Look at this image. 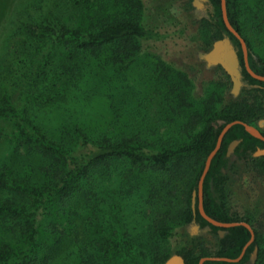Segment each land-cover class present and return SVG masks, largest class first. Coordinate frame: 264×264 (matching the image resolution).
Wrapping results in <instances>:
<instances>
[{"label": "trees", "instance_id": "trees-1", "mask_svg": "<svg viewBox=\"0 0 264 264\" xmlns=\"http://www.w3.org/2000/svg\"><path fill=\"white\" fill-rule=\"evenodd\" d=\"M226 1L251 68L264 75V0ZM210 2L206 45L227 34L242 57L221 0ZM146 7L145 0H32L14 11L0 51V264H164L177 227L194 219L209 225L198 199L196 217L192 207L206 160L227 123L253 125L264 103L257 96V105L225 104L227 80L199 92L182 51L172 50L181 27L171 31L168 2L154 5L164 14L159 27L147 26ZM235 139H242L237 155L264 172V157L253 156L264 142L235 124L205 177L204 209L218 221L252 225L226 201L224 156ZM254 233L242 261L204 264H243L256 247L255 264H264V237ZM251 236L231 228L214 255L238 257ZM176 251L186 264L214 256L196 236Z\"/></svg>", "mask_w": 264, "mask_h": 264}, {"label": "rangeland", "instance_id": "rangeland-1", "mask_svg": "<svg viewBox=\"0 0 264 264\" xmlns=\"http://www.w3.org/2000/svg\"><path fill=\"white\" fill-rule=\"evenodd\" d=\"M30 1L32 2V0H0V51L5 38L4 35L7 34V30L11 26L12 21L10 20L14 18L12 16L14 11L17 8H23L25 5L29 4ZM145 1L147 5L145 8V14L148 21L147 26L150 28L161 26L162 22L158 19L164 17V14H162L161 11L157 10L156 12L154 5L163 1L167 6L168 2V6L171 9L174 18L173 20L175 22L174 27H171V31H175L179 27L182 29H180V37H176V47L172 50L182 51L181 54H179L181 59L180 64L188 73H190L191 77L195 79L197 90L199 92L203 89V84L208 81L227 80V76L222 68L215 67L207 69L199 58L200 53L208 51L211 48V46L206 45V38L201 29L202 20L204 18H210L213 15L208 5L198 11L197 9L194 10L188 7V0ZM164 28L169 27H162L161 30L163 31ZM173 44L171 43V47L174 46ZM242 89H244V91H241L238 97L234 98L232 97L229 87H227L226 92H224L225 103L227 104L245 98L253 102V97L249 96L248 92L250 89L245 87V85ZM256 95L259 97V100L264 102L261 93H256ZM3 151L4 147L0 146L1 161V158L4 157ZM229 163L231 165L234 164V167L229 170L232 177H230L226 193L227 205L233 214L239 217L251 218L254 227L261 234V237H264V172L254 168L251 163L248 164L239 160V158H235ZM26 171L31 173L29 167L26 168ZM187 232L188 234L191 232L187 225H180L175 229V235L170 239L168 244L169 250L171 251L170 254L176 251V249L185 242L186 237L184 233ZM196 235H198L196 237L198 241L206 245L209 249L211 248V251L214 252L217 249L219 240L218 235H215L214 233L212 234L211 232L204 234L201 231Z\"/></svg>", "mask_w": 264, "mask_h": 264}, {"label": "water", "instance_id": "water-1", "mask_svg": "<svg viewBox=\"0 0 264 264\" xmlns=\"http://www.w3.org/2000/svg\"><path fill=\"white\" fill-rule=\"evenodd\" d=\"M192 5H193V9L194 10L197 9L198 11L202 10L203 8H205V6L208 5V7H210L212 13H214V7L211 4L210 0H193ZM221 5H222L223 20H224L228 30L231 33H233L241 42V45H242V48H243V51L245 54V64H246V68H247L248 72L253 77L264 81V76H261V75L255 73L249 65L248 48L246 45V41L244 40V38L240 35V33L233 27V25L229 21L228 13H227V1L221 0ZM199 58L204 63V65L206 66L207 69H212L218 65L222 66L223 69L226 71V73L230 76V79L232 82V89L230 91L232 94V97H234V98L238 97V95L242 91V87L245 84L244 75H243V67L240 64V59H239V55L237 52V47L235 46V44L233 43V41L231 40L229 35L224 34L222 38L216 39L212 43L211 48L208 51L200 53ZM219 122L223 123L224 121L220 120ZM263 122H264V120H261L259 128L263 127ZM235 124H243L245 126L246 130L251 135L264 140V136L262 135L260 130L257 127H255L249 123H246V122L240 121V120H236V121H232L230 123H227L224 126L222 132L220 133V135L218 137V141H217V145H216L215 149L210 153V155L208 156V158L206 160L204 171H203L201 178L199 180L198 190H194V192H193L192 207H193L194 213L196 214V203H197V199H198V209H199L200 214L205 219H207L209 222H211L217 226L230 227V226L244 224L245 226H247L252 231V238H251L250 242L248 243V245H249L254 240V237H255V233L249 224H247L245 222H242V223H239V222H234V223L219 222V221L213 219L212 217H210L206 213V211L204 209V205H203V201H204L203 187H204L205 177L209 172V169H210V166H211V163H212L214 156L216 155V153L218 152V150L220 149V147L222 145V141H223V137H224L225 133L227 131H229L230 128L232 126H234ZM241 140L242 139H237V140H234L231 142L229 149H228L230 153H232L234 151V148L241 142ZM253 156L255 158L264 157V148L258 147L256 149V151L253 153ZM187 227L189 228V230L191 232H190V234H188V232L184 233L185 237H187V236L195 237V235L199 231H201L204 234L211 232V229L209 226L202 228L201 225L199 223H197L195 220H193L190 224H188ZM224 234H225V232L221 230L220 236H223ZM197 236L198 235H196V237ZM257 258H258V247H256L254 249V252L251 255L250 264H255L257 261ZM207 259L208 258L201 259L200 264H204V262ZM211 259H217V258H211ZM223 259L225 260V258H223ZM227 260L231 261V259H228V258H227ZM164 264H186V263H185L184 257L182 255H180L179 253H177V251H174L170 255V257L165 261Z\"/></svg>", "mask_w": 264, "mask_h": 264}, {"label": "flooded vegetation", "instance_id": "flooded-vegetation-1", "mask_svg": "<svg viewBox=\"0 0 264 264\" xmlns=\"http://www.w3.org/2000/svg\"><path fill=\"white\" fill-rule=\"evenodd\" d=\"M190 2V0H188V3ZM191 2H193V0H191ZM214 42V41H213ZM238 48H237V52H238ZM242 52H243V55H242V57H240L239 56V59H240V64H241V66H244L245 67V69L247 70V68H246V64H245V54H244V51H243V48H242ZM239 55V54H238ZM248 56H249V52H248ZM243 64V65H242ZM249 65H250V63H249ZM250 67H251V65H250ZM215 68V67H214ZM216 68H222L223 69V67L222 66H220V65H218V66H216ZM224 70V69H223ZM253 70V69H252ZM254 71V70H253ZM224 72H225V74H226V76H227V82L228 83H230V84H228L227 85V87H229V90L231 91V89H232V82H231V79H230V76L226 73V71L224 70ZM247 72H248V70H247ZM255 72V71H254ZM249 73V72H248ZM255 73H257V72H255ZM250 74V73H249ZM257 74H259V73H257ZM244 75V74H243ZM259 75H261V74H259ZM252 76V75H251ZM261 76H264V75H261ZM253 77V76H252ZM253 78H255V77H253ZM255 79H257V78H255ZM257 80H259V81H262V80H260V79H257ZM244 82H245V87H248L249 89H250V91H248L249 92V96H252L253 97V102L252 101H249L250 103H253L254 105H257L258 104V98H257V95H256V93H261V96H262V98H263V100H264V86H262L261 84H259V83H251V82H249V80H247L245 77H244ZM262 82H264V81H262ZM259 89H262L261 91H258ZM242 91H243V89H242ZM241 93V92H240ZM237 101V100H236ZM233 102H235V101H233ZM230 103V102H229ZM264 103V102H263ZM226 104V103H225ZM228 104V103H227ZM261 120H264V118L261 116V117H257V118H254L253 119V121H254V123H253V126H255V127H257L259 130H260V132L262 133V128L264 127V122H263V127L262 128H259V125H260V123H261ZM236 121V120H235ZM240 121H242V120H240ZM247 123V122H246ZM243 125V124H242ZM244 126V125H243ZM245 127V126H244ZM246 129V128H245ZM247 131V130H246ZM228 132V131H227ZM226 132V133H227ZM225 133V134H226ZM262 135H263V133H262ZM225 136V135H224ZM264 136V135H263ZM255 137V136H254ZM258 139H260V138H258ZM235 140H237V139H235ZM260 140H262V139H260ZM234 141V140H233ZM242 141V140H241ZM263 142H264V140H262ZM232 142V141H231ZM231 142L228 144V146H227V150H226V153H225V156H224V159H225V161H226V163H227V169H224V174L225 175H227V176H229V177H232L231 176V172H229V170L230 169H232L233 167H234V164H230L229 162L231 161V160H233V159H238L239 158V160H242V161H244L242 158H240L237 154H238V146L240 145V143L234 148V151L232 152V153H230L229 152V146H230V144H231ZM258 147H256L255 148V150H254V152L256 151V149H257ZM262 148V147H261ZM250 150H248V151H244V153L247 155L248 154V152H249ZM253 152V153H254ZM230 179V178H229ZM203 198H204V196H203ZM203 205H204V201H203ZM194 212V211H193ZM231 214L234 216L235 214H233L232 212H231ZM194 215H195V217H196V214L194 213ZM235 216H237V215H235ZM203 217V216H202ZM204 218V217H203ZM205 219V218H204ZM214 219V218H213ZM195 221H196V219H194ZM207 220V219H206ZM216 220V219H215ZM208 221V220H207ZM218 221V220H217ZM219 222H221V221H219ZM234 222H239V223H242V222H245V223H247V224H249L250 226H251V228L253 229V231H254V225L252 226L251 225V223H249V222H247V221H245V220H239V221H232V222H223V223H234ZM208 223H209V225H205L204 227H202V228H205V227H210V229H211V226H215V227H217V229L215 230L216 231V233H214V230H213V228H212V230H211V233L213 234H215V235H218V237H219V240H218V247H217V249L213 252V251H211L206 245H204L206 248H208L209 249V251L210 252H212L213 253V255H214V253H216V252H218L219 250H221V245H222V242H221V240H223L226 236H227V234L229 233V231H230V229L231 228H234V227H237V226H240V225H242V226H244V227H246L249 231H250V233H251V235H252V231L247 227V226H245L244 224H240V225H235V226H230V227H221V226H217V225H215V224H213V223H211V222H209L208 221ZM200 224V223H199ZM224 231L225 232V234L223 235V236H220V231ZM251 238H252V236H251ZM251 240V239H250ZM254 241V240H253ZM253 241L248 245V243L250 242H248L245 246H244V248H243V250L241 251V253H240V255L238 256V257H236V258H229V257H216L215 255L214 256H210V257H206V258H208L206 261H226V262H229V263H238V262H240V261H242V259L244 258V256L246 255V253H247V250H248V247L253 243ZM201 246V245H200ZM254 252V251H253ZM253 252L251 253V255L253 254ZM251 255H250V258H251ZM211 258H217V259H211ZM223 258H225V260L223 259ZM227 258L228 259H231V261H229V260H227ZM250 258L248 259V260H246V261H244L243 262V264H250ZM201 259H203V258H201ZM201 259H200V261H201ZM184 260H185V258H184ZM205 261V262H206ZM204 262V263H205ZM185 263H186V260H185ZM199 264H200V262H199Z\"/></svg>", "mask_w": 264, "mask_h": 264}]
</instances>
